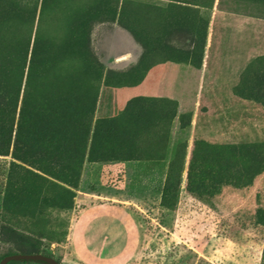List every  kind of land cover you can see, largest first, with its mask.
Listing matches in <instances>:
<instances>
[{"label":"rangeland","instance_id":"1","mask_svg":"<svg viewBox=\"0 0 264 264\" xmlns=\"http://www.w3.org/2000/svg\"><path fill=\"white\" fill-rule=\"evenodd\" d=\"M24 87L93 124L123 118L125 143L144 159L86 160L74 189L26 128L16 157L34 163L16 160L14 144L0 157V229L79 264L65 237L76 210L124 206L141 239L116 264H264V0H0V100ZM137 99L162 111L137 120ZM172 162L183 175L169 212L160 203ZM189 172L195 189L216 175L203 198L188 192ZM107 213L102 221L120 218ZM123 226L109 228L111 240L132 241ZM10 249L0 239V258Z\"/></svg>","mask_w":264,"mask_h":264},{"label":"trees","instance_id":"2","mask_svg":"<svg viewBox=\"0 0 264 264\" xmlns=\"http://www.w3.org/2000/svg\"><path fill=\"white\" fill-rule=\"evenodd\" d=\"M17 92L16 95L0 100V107L5 110V116H9V122H0V157H8L12 144H14L15 159L24 165L33 164L35 159L31 157H16L20 145H23L24 140L21 138L23 131L26 128L33 129L36 134L33 141L38 144L39 154L37 156H47L55 160L58 163L56 176L62 183L74 189L78 188L80 169L86 160L89 163H128L144 159L142 146L137 143L128 146L125 143L126 132L122 125L123 118L98 120L93 124L91 117L76 114L71 105L64 106L65 102L60 101L56 105L53 100L48 104L40 103L37 99L33 100L34 94L29 87H24L23 90L20 89ZM128 111L140 120L152 114H159L162 109L157 103L137 99L128 106ZM12 116L19 118L17 129H15V123L12 122ZM32 116L35 117V121L28 126L27 122ZM170 169L163 186L160 207L174 212L178 204L183 171L178 170L173 162ZM211 176L201 179L199 186L195 189L191 184L192 175L189 172L188 192L198 198H203L204 193L207 192L205 182L209 177L217 179L216 175ZM248 177L252 178L250 175ZM20 190L19 194H21ZM68 202L66 209L73 211L74 201ZM261 225L264 226V219ZM65 237L67 238V233ZM0 239L5 244H9L11 248L0 258V261L11 255H44L62 264L60 259L51 254L43 240L24 235L8 227H1ZM9 264L32 263L10 262Z\"/></svg>","mask_w":264,"mask_h":264},{"label":"crops","instance_id":"3","mask_svg":"<svg viewBox=\"0 0 264 264\" xmlns=\"http://www.w3.org/2000/svg\"><path fill=\"white\" fill-rule=\"evenodd\" d=\"M107 212H116L120 218L102 221L100 216ZM109 213L107 215H110ZM124 222L132 228V241L118 243L119 238L111 240L113 236H110L109 228L116 225L122 229L125 227ZM140 239L137 226L127 207L95 204L76 210L66 246L70 247L72 256L79 264H91L89 262L93 261L92 259L96 264L127 263L136 256Z\"/></svg>","mask_w":264,"mask_h":264},{"label":"water","instance_id":"4","mask_svg":"<svg viewBox=\"0 0 264 264\" xmlns=\"http://www.w3.org/2000/svg\"><path fill=\"white\" fill-rule=\"evenodd\" d=\"M10 262L60 264L56 259L44 255H11L2 259L0 261V264H9Z\"/></svg>","mask_w":264,"mask_h":264}]
</instances>
